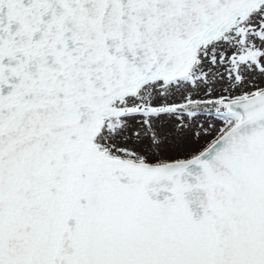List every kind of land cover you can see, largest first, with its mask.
Segmentation results:
<instances>
[{
  "label": "snow or ice",
  "instance_id": "1",
  "mask_svg": "<svg viewBox=\"0 0 264 264\" xmlns=\"http://www.w3.org/2000/svg\"><path fill=\"white\" fill-rule=\"evenodd\" d=\"M0 264H264V0H0Z\"/></svg>",
  "mask_w": 264,
  "mask_h": 264
}]
</instances>
